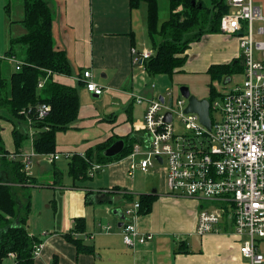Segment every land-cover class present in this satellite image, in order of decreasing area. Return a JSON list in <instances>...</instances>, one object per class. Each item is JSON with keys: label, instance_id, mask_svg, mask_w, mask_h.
I'll return each instance as SVG.
<instances>
[{"label": "crops", "instance_id": "obj_1", "mask_svg": "<svg viewBox=\"0 0 264 264\" xmlns=\"http://www.w3.org/2000/svg\"><path fill=\"white\" fill-rule=\"evenodd\" d=\"M47 1L54 13L56 47L66 51L73 69L72 76H56V79L78 87L83 72L90 70L94 82L104 88V93H90L85 85L79 88L80 112L72 128L90 130L92 136L77 148L57 145L55 155H59V159L51 163V166L41 159L36 164L32 163L28 175L35 178V184L18 189L23 203L31 200L32 211L28 217L27 229H32L30 235L37 237L41 240L40 244H43L41 255L35 258L37 264H52L55 257L60 264H250L241 255V238L233 229L226 228V231L203 237L196 233L202 201L169 194L165 170H158L161 177L156 179L155 168L145 173L137 166L130 176L129 166L132 161L137 163L135 159L128 157L99 163L94 156L92 165L98 164L102 168L87 179L72 178L69 163L74 154L85 157L88 150L110 139L121 140L133 133L137 134L135 128L144 124L148 103H136L134 95L156 98L161 92L157 90V86L153 89L144 80L143 73L148 74L143 63L136 65L133 62V48L140 52L150 51L146 4L132 10L129 0ZM5 2L0 0L3 23L0 31V53L9 47V37L13 35L14 29L19 30L20 34L17 35L25 33L20 24L23 8L18 17H13L11 12L9 20ZM254 3L264 12V0H254ZM132 34L136 40L135 46L132 44ZM220 34L204 36L213 46L208 58L197 59L193 56L190 59L189 56L185 67L191 65L194 68V65L198 66L195 68L197 71H203L205 63L210 67L239 59L238 40L226 35L221 37ZM4 60L10 63L6 57ZM0 125L3 140L6 132L9 136L10 146L4 140L5 148L9 152L8 159H24L23 155L28 154L24 151V146L16 153L12 136L13 125L8 121H0ZM24 129L28 135L33 132L30 123ZM34 137L32 134V153L36 154ZM64 154L68 157L66 170L70 178L66 183L63 170L56 165ZM38 156L46 157L48 161L50 158V155ZM2 176L7 177L4 172ZM46 179L54 180L46 182ZM34 191L43 194L42 208L51 216V224L47 227L50 230H43L40 235H34V226L29 225L36 206ZM140 195H150L153 198L152 206L149 211L137 212L128 219L127 209L134 202L129 203L126 197L132 196L136 204L140 203ZM80 219L84 221L85 228L74 236L93 246L94 255L78 253L76 247L65 237L74 228L76 220ZM128 220L140 233L153 234V239L135 248L127 246L122 236V227ZM9 259L14 260V257Z\"/></svg>", "mask_w": 264, "mask_h": 264}, {"label": "built area", "instance_id": "obj_2", "mask_svg": "<svg viewBox=\"0 0 264 264\" xmlns=\"http://www.w3.org/2000/svg\"><path fill=\"white\" fill-rule=\"evenodd\" d=\"M225 1L230 9L222 17L220 31L239 42L241 82L229 86L219 99L209 101L211 129L201 122L198 114L185 113L188 103L182 96L175 105L173 94L168 95L170 101L165 97L161 101L160 97L133 94L136 103L147 101L148 108L129 155L132 160L137 156L143 158L138 163L132 161L129 175H133L137 166L145 173L156 166L165 167L169 194L223 203L220 209L211 205L200 210L196 233L203 237L226 231L232 225L241 238V255L250 264H264V253L260 250L264 241V12L254 0ZM132 54L137 65L150 59L153 52L133 48ZM6 58L16 70L20 69V60ZM79 81L90 93H104L90 70H85ZM231 82L232 78L228 77L224 84L228 87ZM42 86L40 83L39 87ZM150 87L155 89L156 84L153 82ZM50 109L48 104H40L38 119H45ZM213 113L218 115L217 119L212 117ZM168 114L171 121L167 120ZM176 116L184 125L181 133L175 132ZM23 156L28 174L32 155ZM49 157L51 163L59 159V155ZM158 158H162V163ZM101 168L92 165L90 176ZM139 208L140 204L136 203L127 209L126 217L136 215ZM122 236L124 243L132 248L153 239V234L140 233L129 220L122 227ZM42 249L43 244L36 246L34 258L41 255Z\"/></svg>", "mask_w": 264, "mask_h": 264}, {"label": "trees", "instance_id": "obj_3", "mask_svg": "<svg viewBox=\"0 0 264 264\" xmlns=\"http://www.w3.org/2000/svg\"><path fill=\"white\" fill-rule=\"evenodd\" d=\"M209 1L210 6L205 0H168V19L160 22L159 0H129L132 10L138 9L141 4L147 5L146 27L153 55L143 62V66L149 76L173 77L176 72L184 71L192 44L200 42L206 35L221 33L222 17L230 8L225 0ZM5 11L10 20L9 5H6ZM53 22L54 13L47 0H23V19L20 24L25 33L11 38L9 50L4 54V57H17L22 65L16 70L13 63L10 64L4 59V62L0 61V120H6L13 125L12 136L16 153L29 138L28 132L23 129L31 122L35 136V153L55 155L57 134L68 130L79 117V88L85 84L79 81V86L73 87L56 79V76H72L73 69L66 51L56 47ZM135 43L132 34L133 46ZM17 47L22 48V57L18 56ZM242 72V61L237 59L228 64L212 65L207 74L213 80L223 81L227 76ZM40 83H43L42 87H39ZM40 104H48L51 108L43 120H39L37 116ZM1 132L0 125V264H4L10 254L15 255V264H37L34 251L41 240L31 236L27 229L28 217L32 211L31 200L23 203L18 194L19 188L35 184V178L25 172L21 160L8 159L9 152L5 148ZM110 140L88 150L85 157L73 155L69 163V173L74 180L87 179L90 176L95 157L99 163L128 158L138 139L135 133L124 137V151L117 157L107 158L104 151L117 141ZM3 172L7 177L2 176ZM126 198L129 203H133L132 196ZM152 200L150 195H140L138 212L149 211ZM84 228V221L76 220L74 228L65 237L76 247L78 253L94 255L93 246L74 236L80 234ZM52 264L60 262L55 257Z\"/></svg>", "mask_w": 264, "mask_h": 264}, {"label": "rangeland", "instance_id": "obj_4", "mask_svg": "<svg viewBox=\"0 0 264 264\" xmlns=\"http://www.w3.org/2000/svg\"><path fill=\"white\" fill-rule=\"evenodd\" d=\"M5 1H6L5 5L10 6L13 17L20 16L22 8H23L22 0H5ZM205 1H206V4L208 6H210V1L209 0H205ZM168 12H169L168 0H165V1L161 0L160 1V19H159L160 22H164L168 19ZM2 24L3 23L1 21V16H0V31H1ZM21 27L23 28L22 25H21ZM24 31H25V29H24ZM17 34H20L19 30L15 31V29H14L13 35L11 34V37H9V39L20 36ZM212 35H214V34H212ZM219 36L224 37L221 34ZM232 39H237V38H232ZM231 41H234V40H231ZM148 47L150 49V52H153L151 44L148 45ZM211 49H213V46H211L207 42V40H205V37H204L200 42H196V43L192 44V47L189 49L188 54L190 56V59H192L193 56H195V58H197V59L198 58L199 59H205V58H208V54L210 53ZM8 50H9V47L6 50L4 49V51H2V53H0V61L4 62L3 56H4L5 52ZM16 52H17L19 57H22V48L21 47H17ZM4 59H5V57H4ZM17 60H20V59L17 58ZM10 64H12V63L10 62ZM203 66H204L205 70L197 71L195 68L198 66L193 65L194 68H192L191 65H187L184 68L185 71L176 72L175 74H173V77H170L169 75H158V76L151 77V76L145 75L144 73H143V77H144V80L146 81L147 84L150 85L152 82H154L156 84L157 90H159L161 92L159 97H165L167 100L170 101V97L168 95L173 94V101H174L175 105H177L176 101L180 98L179 89L182 86H187L190 89L192 95H195L199 99L205 98L208 101H213L215 99H219L220 96L229 88V86H232L233 84H235L237 82H241V80H242V73H235L231 76H227L226 78H228V77L232 78V82L229 83L228 87H227L224 84V81L226 78L223 81H219L218 79L213 80L212 76L207 74V70L209 68V67H207V63L203 64ZM175 108H177V106H175ZM217 116L218 115L216 113L212 114V117H214V119H217ZM0 121H6V120H0ZM73 125H71L70 128L68 130H66L65 132H59L58 133L57 145H59V147L64 146L66 148H77L81 143H84L85 140H89V138L92 136L90 130L73 129L72 128ZM142 127H143V125L136 127L135 129L136 130H142ZM174 128H175L176 133H181L184 130V125L181 123L178 116L175 117ZM23 130L25 131V129H23ZM33 133H34V130H33ZM8 138H9L8 132H6L4 135V140L6 141V144L8 146H10V142H9ZM32 146H33L32 145V134H29V139L24 144V151L27 153H30L32 155V159H31L32 163L36 164V162H38L41 159L42 161H45L46 164L51 166L52 165L51 162L48 161V159L46 157H44V158H43V156L39 157L38 155L32 153L33 152ZM142 158H143L142 156H137L134 159L138 163V161L141 160ZM20 160L22 162L24 161L23 158ZM32 163H31V165H32ZM56 165L59 169L63 170L64 176H65V182L64 183H66L68 181V179H70L69 174L66 170V166H68V157L64 154L63 157L61 158V160L56 162ZM52 168L54 169L53 166H52ZM155 170L157 171L155 177H156V179H158L161 177V174L158 170H165V167L156 166ZM50 180L53 181L54 179H46V182H49ZM42 195L43 194H37V192H35V191L33 193V196L36 200V206L34 207L35 212L33 213L32 217H31V221H30L29 225L34 226V229H33L34 235L35 234L40 235V233L43 232V230L44 231L50 230L47 227L51 224L50 218H49L51 216H50V213L48 215L47 212L44 210V208H42ZM23 199H24V196H23ZM20 201H22L21 198H20ZM133 202L135 203L136 200H134ZM134 203H133V205L131 204L132 206L130 205L129 209H132L135 206ZM201 203H202V209L205 207H210L211 205H213L214 207H216L218 209L223 207V203H220V202L202 201ZM53 212L54 211L52 208L51 213L53 214ZM227 228L233 229L232 225H230ZM31 230L29 231V233H31ZM46 232H49V231H46ZM260 250L264 253V241L260 244ZM9 258H11L10 255L8 256V258L5 259L4 264H13V262L15 264L16 257H14V260H12L13 258L12 259H9Z\"/></svg>", "mask_w": 264, "mask_h": 264}, {"label": "water", "instance_id": "obj_5", "mask_svg": "<svg viewBox=\"0 0 264 264\" xmlns=\"http://www.w3.org/2000/svg\"><path fill=\"white\" fill-rule=\"evenodd\" d=\"M195 4V2L193 3ZM201 7V5H200ZM142 63V60L140 61ZM180 96L187 100V108L185 113H195L200 117L201 122L208 128L211 129L212 121L210 117V102L207 99H199L195 95H192L190 89L187 86H182L179 89ZM163 101V97H160ZM167 120L171 121V115H167ZM126 144L124 140H117L108 149L104 151V156L107 158H114L119 156L125 149ZM159 162L162 163V158H158ZM124 217V216H123ZM123 223H121L122 226Z\"/></svg>", "mask_w": 264, "mask_h": 264}]
</instances>
